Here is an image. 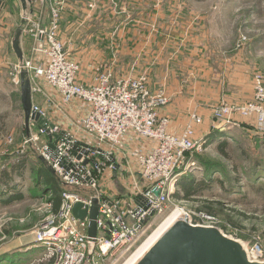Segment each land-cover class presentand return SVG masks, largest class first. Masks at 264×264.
<instances>
[{
	"label": "rangeland",
	"instance_id": "rangeland-1",
	"mask_svg": "<svg viewBox=\"0 0 264 264\" xmlns=\"http://www.w3.org/2000/svg\"><path fill=\"white\" fill-rule=\"evenodd\" d=\"M60 1V23L72 14L77 22L87 20L92 22L91 28L98 26L103 30L102 37L60 36L80 64L81 78L90 66L117 75L145 74L149 84L162 87L155 90L164 91L169 99L163 113L170 121V132L181 134L191 125L195 138L210 134L217 137L206 151L192 159L189 170L177 177V183L206 178L207 183L211 182L210 190L184 200L174 195L179 188L176 184L170 197L172 206L154 219L152 232L147 236L176 208L193 218L212 210L228 234L264 244V131H259L250 119L240 118L238 126L229 128L216 118V110L224 102L250 99L255 73L264 77V0ZM68 4L76 7L73 13L68 12ZM44 11L41 18L39 12L34 11L35 15L25 10L24 33L30 36L29 29L35 23L42 27L50 23V8L48 16ZM10 12L16 14V19L12 20L10 31L0 37V264H52L44 260L45 248L35 235L56 214L50 192L36 180L45 165L40 149L46 135L33 127L31 134H38L39 138L31 137L32 145L26 142L30 129H26L21 81L17 83L15 79L16 64L21 61L13 48L21 15L14 7ZM23 38L24 58H32L39 41L32 35ZM45 98L42 93H34L32 99L42 105L40 100ZM73 107L65 106L60 120L53 114L48 116L60 121L61 128L76 130L69 112ZM169 109L176 111L174 117ZM193 115L201 122L191 123ZM176 127H180L178 132L172 129ZM223 140L227 142L226 154L218 150ZM134 141V148H147L151 143L136 135ZM22 160L25 169L20 175L13 167ZM137 170L130 158L105 189L107 193L122 203L132 204L145 189ZM3 172L11 175V186L1 181ZM84 193L94 194L90 189Z\"/></svg>",
	"mask_w": 264,
	"mask_h": 264
},
{
	"label": "built area",
	"instance_id": "built-area-1",
	"mask_svg": "<svg viewBox=\"0 0 264 264\" xmlns=\"http://www.w3.org/2000/svg\"><path fill=\"white\" fill-rule=\"evenodd\" d=\"M60 4V0H51L48 25L35 23L29 29L39 44L32 58L16 64V82L20 83V72L26 69L32 96L44 94L48 105L33 100L32 113L40 118H31L26 142L32 145L31 137L39 138L38 134H31L33 127L45 134L40 152L56 179L64 187L83 193L90 189L94 194L63 191L59 212L36 230V241L45 248L44 260L52 264H122L152 232L154 219L172 206L170 197L177 177L187 172L192 159L206 151L212 142L205 137L195 138L191 125L181 134L168 130L170 121L163 112L169 99L164 91L150 87L145 74L117 75L96 66V79L85 83L80 64L60 38ZM28 19L31 20V15ZM69 105L81 108L84 113L78 119L70 113L76 130L63 129L60 121H52L48 116L51 107L61 115ZM216 118L229 128L238 126L240 118L250 119L259 131H264L263 75L254 74L252 98L242 103L224 102L217 108ZM192 122L201 119L193 115ZM135 135L150 139V145L132 147ZM130 158L145 184L132 204L122 203L105 190ZM95 197L99 216L97 234L92 237L89 215L83 220L76 218L73 205L82 201L83 209L89 208ZM218 221L212 213L194 215L195 223L220 226ZM250 255L256 260L264 259V244L250 241Z\"/></svg>",
	"mask_w": 264,
	"mask_h": 264
},
{
	"label": "water",
	"instance_id": "water-1",
	"mask_svg": "<svg viewBox=\"0 0 264 264\" xmlns=\"http://www.w3.org/2000/svg\"><path fill=\"white\" fill-rule=\"evenodd\" d=\"M22 1L25 9L27 2H34ZM25 25L26 19L22 20L13 40V48L20 61L24 58L20 41ZM20 77L26 129L29 131L31 118L38 119L40 116L32 113V90L26 69L21 70ZM83 206L82 201H76L73 214L80 220L89 215V235L94 237L99 216L98 199L95 197L89 208L83 209ZM132 264H264V259L251 257L250 241L233 237L220 226L195 223L193 216L182 210Z\"/></svg>",
	"mask_w": 264,
	"mask_h": 264
},
{
	"label": "crops",
	"instance_id": "crops-1",
	"mask_svg": "<svg viewBox=\"0 0 264 264\" xmlns=\"http://www.w3.org/2000/svg\"><path fill=\"white\" fill-rule=\"evenodd\" d=\"M50 2H51V0H38L36 2L29 4L26 9H29L33 13H34V11L39 12L40 16L42 18L43 10H45L44 14L46 16H48V14H49L48 10H49ZM15 6L17 9H15ZM13 7H14V10H19L20 15H21V20H20L21 23H19L17 25L16 31L22 24V14L26 10L24 8L23 1L22 0H0V37H2L3 32H9L10 28L13 26L14 21H12V20L16 19V14H13L10 12L11 8H13ZM75 9H76V7L73 4H68L67 10L69 13L70 12L73 13L75 11ZM11 14H13L15 18ZM34 14L37 15L36 13H34ZM72 17H74V16H72V14H71V16H69V17L62 18V22L60 23V36L61 37H102L103 30L101 27L96 26L94 28H91L92 22H87V20H85L84 22L83 21L77 22L75 20V18H72ZM23 37H31V35L29 36L27 33L23 32V34L21 36L20 45H21V48H22L23 53H24V48H23L24 38ZM69 51H70L72 57H74L72 52H71V49ZM155 58H157V56L156 57L154 56V59ZM155 68H156V66H155ZM92 70L95 72L94 67L90 66V70H88L87 72H84V74H82L81 79H83V81L85 83L92 82L96 79V75L94 77L92 75V73H94V72H92ZM121 74H124V73H121ZM135 74H137V73H135ZM151 87L154 90L157 88H162V87H158L155 85L154 86L152 85ZM252 95H253V92H252ZM252 95H251V97H252ZM32 98H33V96H32ZM32 103H33V99H32ZM40 104H42V106H45V107L48 106L45 99H41ZM69 112L73 113L74 118H76V119H78L80 116H82L84 114L82 109L77 107V106L73 107V110L71 109ZM169 112L174 117V114L176 113V111L173 109H169ZM50 113L53 115H57L59 118L61 117V115L58 113V111H55L53 109V107L50 108ZM172 129H173V131L178 132L180 130V127H176V129H174V128H172Z\"/></svg>",
	"mask_w": 264,
	"mask_h": 264
},
{
	"label": "trees",
	"instance_id": "trees-1",
	"mask_svg": "<svg viewBox=\"0 0 264 264\" xmlns=\"http://www.w3.org/2000/svg\"><path fill=\"white\" fill-rule=\"evenodd\" d=\"M215 136L213 135H207L205 138H207L209 140V142H213L212 140L217 139L214 138ZM224 141V140H223ZM227 142H220L218 145V150L220 153L222 154H226L224 147L226 146ZM227 156H229L227 154ZM22 162V163H21ZM44 169H41L38 173V176L36 177V180L38 183H40L41 185H43L47 192H52L51 195V200L53 201V211L55 213H58L62 204V193H63V188L64 187L54 176L53 172L51 169H49L46 165H44L43 167ZM25 169V162L24 160L19 161L18 163L14 164L13 170L18 172L20 175H22L23 170ZM14 173V172H13ZM11 175L7 172H3L1 173V181H3L7 186H11V182L13 179H11ZM181 180V177H180ZM207 181H209L208 179H199V181H194L193 180H186L184 182L178 181L177 185H178V189H176V192L174 193V195L177 198L180 199H186V200H191L193 198L194 195L196 194H202L203 192L206 191V189L208 188L210 190L211 186V182L207 183ZM209 212L213 213L212 210H210Z\"/></svg>",
	"mask_w": 264,
	"mask_h": 264
},
{
	"label": "bare ground",
	"instance_id": "bare-ground-1",
	"mask_svg": "<svg viewBox=\"0 0 264 264\" xmlns=\"http://www.w3.org/2000/svg\"><path fill=\"white\" fill-rule=\"evenodd\" d=\"M183 209L176 208L169 216L164 220L160 226L154 230L152 234L146 237V239L139 244L136 248L126 257L124 264H132L150 245L151 243L168 227V225L182 212ZM41 243L40 241H37ZM136 250V251H135ZM135 251V252H134Z\"/></svg>",
	"mask_w": 264,
	"mask_h": 264
}]
</instances>
